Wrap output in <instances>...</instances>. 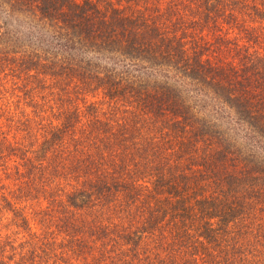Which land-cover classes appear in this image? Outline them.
Segmentation results:
<instances>
[{
	"label": "trees",
	"instance_id": "trees-1",
	"mask_svg": "<svg viewBox=\"0 0 264 264\" xmlns=\"http://www.w3.org/2000/svg\"><path fill=\"white\" fill-rule=\"evenodd\" d=\"M136 1L0 0L3 69L100 89L125 117L93 102L84 115L60 110L43 129L35 174L53 226L71 249L75 234L93 237L116 264H264V151L248 152L234 137L252 134L264 150V54L245 45L254 30L243 20L261 21L262 42L250 45L264 44V0H158L154 13ZM23 16L53 28V55L22 53L24 40H36L35 30H11ZM209 31L212 38L200 35ZM202 96L227 118L201 115ZM17 141L0 139V158L20 160L14 173L27 161ZM4 250L0 242V264H9ZM32 250L13 264H33Z\"/></svg>",
	"mask_w": 264,
	"mask_h": 264
},
{
	"label": "rangeland",
	"instance_id": "rangeland-1",
	"mask_svg": "<svg viewBox=\"0 0 264 264\" xmlns=\"http://www.w3.org/2000/svg\"><path fill=\"white\" fill-rule=\"evenodd\" d=\"M109 1L115 3L114 5L126 3V0ZM249 1L256 2V0ZM136 2L134 5H138L144 11L147 9L150 13L156 12L152 6L161 5V1L158 2V0H138ZM98 3L100 2L98 1ZM243 20L249 21V25L254 30V33L250 35V40L245 41V45L250 46L249 51L252 50L257 55L264 54V44L250 45V41L254 38L256 41L262 42L259 38L263 34L261 21L253 22L254 19L248 16H245ZM42 23L44 22L36 18L30 19L23 16L14 19L13 17L10 24L11 30L12 28L21 31L35 30L36 40H32V42L24 40L22 44H26V46H23L25 52L22 53L34 49V52H40L42 55L52 54L58 50L57 34L52 27ZM200 35L213 37L212 31H209L208 35L205 33ZM241 35V32L237 33L239 41H236V44H242V41L245 40V38L240 40ZM40 47L46 50L43 51ZM108 61L106 56L101 58L102 64L108 65ZM98 68L100 67L97 66ZM117 68L119 69V66ZM155 70L152 68L148 72ZM128 71L136 74L138 71L137 63L130 64ZM153 72H151L153 75L160 78L166 74L165 79L170 82L179 83L181 81L172 71ZM18 73L17 69H3L0 66V139L5 138L6 142L11 143L18 140L17 142L22 146L19 156L27 160L24 163H18L17 173H14L15 162L20 160L10 161L7 160L8 158H0V242L4 243L5 259L9 264H13L14 255L17 252H24L25 254L26 251L32 250L28 249L32 246L34 248L32 252H35L32 253L35 255L33 264H116V260L110 259L112 256L111 249L102 248L99 241L88 235L75 234L72 237L75 241L73 249L66 245L65 240L69 236L54 228L52 218L54 206L51 203H46L50 199L42 194L44 193L43 190L46 189V183L40 182L35 172L41 169L39 142L41 136L46 134L43 129L49 123H57L56 114L58 115L60 110L69 113L72 107H76L79 113L83 114L85 105L94 102L98 109H105L104 113L111 111L113 117L115 116L118 121H122L124 118L125 124V117L121 116V113H117L121 104H113L112 102L107 104L100 89H83L81 85L73 83L72 79L45 75L35 76L30 73L26 77ZM197 103H199L198 106L196 105L199 113L204 115L208 121L214 122L221 117L227 118L228 113L217 103H213L209 99L205 100L203 96ZM237 130L240 132V127H237ZM233 135L231 136L233 137ZM234 137L243 142V149L248 152L262 153L264 151H259L262 149V141L252 134H238ZM22 160L23 158H21ZM43 164L44 162H42ZM51 185L49 187L53 186ZM31 187H34L36 194L29 196L27 191ZM2 198L8 200L9 203L6 204V201H1ZM20 244L22 247L19 248ZM80 246L81 248H79ZM87 246L93 249L91 254H88ZM91 255H93L92 258Z\"/></svg>",
	"mask_w": 264,
	"mask_h": 264
}]
</instances>
